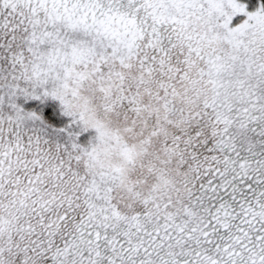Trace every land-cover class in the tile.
<instances>
[{
	"label": "snow or ice",
	"instance_id": "obj_1",
	"mask_svg": "<svg viewBox=\"0 0 264 264\" xmlns=\"http://www.w3.org/2000/svg\"><path fill=\"white\" fill-rule=\"evenodd\" d=\"M0 264H264V0H0Z\"/></svg>",
	"mask_w": 264,
	"mask_h": 264
}]
</instances>
